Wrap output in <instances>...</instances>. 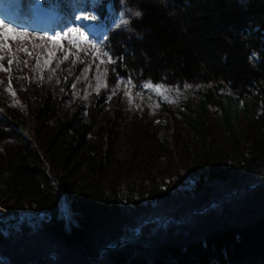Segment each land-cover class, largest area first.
I'll return each mask as SVG.
<instances>
[{"label": "trees", "instance_id": "obj_1", "mask_svg": "<svg viewBox=\"0 0 264 264\" xmlns=\"http://www.w3.org/2000/svg\"><path fill=\"white\" fill-rule=\"evenodd\" d=\"M80 6L100 24L96 34L54 35L21 78L2 79L23 101L0 113V191L11 208L45 216L0 220V264H264V0ZM123 81L133 91L147 82L184 89L189 179L179 169L148 173L146 144L157 142L149 106L132 125L120 106L94 110V97ZM61 83L87 119L67 117ZM154 100L153 112L163 105ZM211 113L227 131L223 147L212 142ZM137 156L133 174L127 162Z\"/></svg>", "mask_w": 264, "mask_h": 264}, {"label": "rangeland", "instance_id": "obj_2", "mask_svg": "<svg viewBox=\"0 0 264 264\" xmlns=\"http://www.w3.org/2000/svg\"><path fill=\"white\" fill-rule=\"evenodd\" d=\"M68 4L62 5V0H34V2L46 7L47 12H51L56 25L55 29H43L34 21V15L31 11L33 7L27 6L26 0H0V113L7 115L4 111L5 104L11 103L18 108V103L23 101V97L13 91L10 85H5L2 81L4 77L8 84L14 78H21L24 65L32 61L38 54L39 47L44 45L46 39L52 36L63 37L65 39L76 40L78 37L85 36V32L90 33L91 27L86 28L81 22L87 23L90 17L77 9L81 4L89 3L92 0H67ZM24 17V18H23ZM22 18V19H21ZM66 20V24H62ZM21 19V20H20ZM64 104L65 114L71 119H76L80 123L87 119L84 116L74 114L75 101L72 99L70 88L61 83L58 85ZM158 98L162 102L160 109L154 102ZM186 97L184 89H167L160 84L145 83L139 90L133 91L128 81L120 83L116 94L105 99L94 97V110L99 117L112 114L119 106L124 110V119L127 125L143 118L147 106L152 109L151 119L157 125V142L150 144L147 142V150L151 152L152 162L148 173L162 172L167 176L176 169L186 171L184 179H189L187 173V159L189 146L192 143L190 135L186 133V117L190 112L186 108ZM189 99V98H188ZM187 99V100H188ZM250 108L259 111L260 104L250 99ZM237 107L242 108L241 100L236 101ZM219 120L218 114L211 113V139L212 142L219 141L220 146H224V139L227 131L221 134V128L216 129V123ZM14 122V120H12ZM155 125V126H156ZM26 136L32 134L31 126L28 124L21 129ZM125 148L130 151L133 146L126 142ZM120 151L122 158L128 157L129 152ZM135 160L127 162L128 168L133 174L140 171L143 163L139 156ZM187 167V168H186ZM13 199L8 194L0 191V220H11L13 223L26 222L30 225L38 223L44 216V212H33L18 206L13 209L10 205Z\"/></svg>", "mask_w": 264, "mask_h": 264}, {"label": "bare ground", "instance_id": "obj_3", "mask_svg": "<svg viewBox=\"0 0 264 264\" xmlns=\"http://www.w3.org/2000/svg\"><path fill=\"white\" fill-rule=\"evenodd\" d=\"M39 12H40V11L37 12V15L35 16V19H34L35 23H36L38 26H39V22H40L39 19L41 18V17H40L41 15L38 14ZM23 18H24V17H23ZM21 19H22V18H21ZM21 19H20V20H21ZM86 22H87V21H86ZM91 27H92V26H91Z\"/></svg>", "mask_w": 264, "mask_h": 264}]
</instances>
